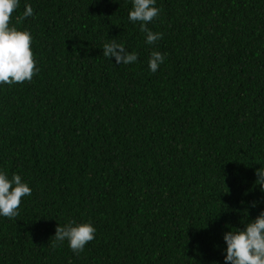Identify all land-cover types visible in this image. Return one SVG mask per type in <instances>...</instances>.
<instances>
[{
	"label": "trees",
	"instance_id": "1",
	"mask_svg": "<svg viewBox=\"0 0 264 264\" xmlns=\"http://www.w3.org/2000/svg\"><path fill=\"white\" fill-rule=\"evenodd\" d=\"M154 6L148 44L133 0H19L39 71L0 84V172L32 192L0 215V264H225L264 211V0ZM70 221L96 230L79 253L55 242Z\"/></svg>",
	"mask_w": 264,
	"mask_h": 264
},
{
	"label": "clouds",
	"instance_id": "2",
	"mask_svg": "<svg viewBox=\"0 0 264 264\" xmlns=\"http://www.w3.org/2000/svg\"><path fill=\"white\" fill-rule=\"evenodd\" d=\"M155 3L156 0H133L128 17L133 23L140 22V31L146 33L148 44H153L162 37V33H154L147 28V24L159 14ZM18 4L19 0H0V84H19L26 80L30 82L39 71L31 50L30 33L10 26L12 14ZM32 15L33 8L27 5L23 15L16 17L17 23ZM103 55L109 59L115 57L117 64H131L138 59L134 52H128L122 43L115 40L104 44ZM164 60L163 54L153 51L149 59L150 70L156 72ZM256 172L257 183L264 190V167ZM31 192L32 189L22 183L20 175L13 174L9 179L5 173L0 172V215L8 218L18 216L21 198L31 195ZM95 231L90 223L76 224L75 221H70L63 227H56L55 242L59 244L67 240L71 250L79 253L94 239ZM224 240L227 245L225 264H264V211L247 223L243 230L226 232Z\"/></svg>",
	"mask_w": 264,
	"mask_h": 264
}]
</instances>
